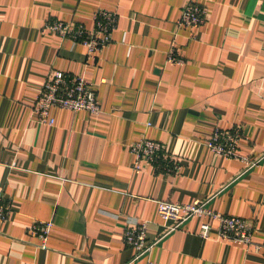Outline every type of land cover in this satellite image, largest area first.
Segmentation results:
<instances>
[{
	"label": "crops",
	"instance_id": "1",
	"mask_svg": "<svg viewBox=\"0 0 264 264\" xmlns=\"http://www.w3.org/2000/svg\"><path fill=\"white\" fill-rule=\"evenodd\" d=\"M190 0H0V264H264V156L244 163L207 145L216 127L242 125V154L264 155V0H197L199 27L178 26ZM101 8L117 14L112 41L94 56L44 25L93 27ZM175 44L186 62H169ZM55 70L92 82L101 112L35 103ZM148 137L180 161L167 173L135 168L131 144ZM243 172V173H242ZM211 208L255 221L254 244L199 235L202 217L164 236L142 257L124 241L137 222L164 233L160 200L211 198ZM50 221L45 244L30 233Z\"/></svg>",
	"mask_w": 264,
	"mask_h": 264
},
{
	"label": "built area",
	"instance_id": "2",
	"mask_svg": "<svg viewBox=\"0 0 264 264\" xmlns=\"http://www.w3.org/2000/svg\"><path fill=\"white\" fill-rule=\"evenodd\" d=\"M207 14L208 7L205 4L197 0H190L182 9L178 26H202L206 22ZM93 21V27L88 28L83 23L49 19L46 21L44 28L62 38H70L74 42L83 44L87 48L88 56L90 57L97 54L112 41V34L117 23V14L112 10L101 8L94 13ZM167 59L169 62L177 64L186 62L179 55L175 44L169 49ZM52 108L73 111L84 110L91 114H98L102 110L97 91L92 82L88 81L84 75H70L61 70H55L40 89L35 103V112L40 122L54 123V118L51 117ZM244 137L242 125H235L229 128L216 127L207 145L217 155L242 161L244 163L243 172H246L257 166L264 155L252 157L242 154L239 151V144ZM130 149L135 156V168L140 167V161L143 159L149 160L167 173L174 174L181 168L180 161L160 141L143 137L134 141ZM211 199L212 197L198 198L189 203L160 200L158 211L163 220L165 230L159 238H148L147 224L145 222H137L124 232V241L136 249L132 261L148 254L159 240L170 232L180 229L188 220L194 217L204 218L199 232V235L204 238L211 236V230L213 229L212 220L217 222L214 230L218 238L239 244H254L255 221L217 211L211 208ZM10 210L9 201L0 194V221L8 219ZM51 227L52 222L50 221H35L30 228V233L39 237L44 245ZM148 264L160 263L149 261Z\"/></svg>",
	"mask_w": 264,
	"mask_h": 264
}]
</instances>
